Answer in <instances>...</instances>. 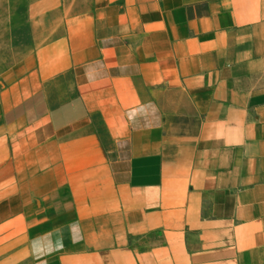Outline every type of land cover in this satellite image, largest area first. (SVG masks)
<instances>
[{
    "label": "crops",
    "instance_id": "crops-1",
    "mask_svg": "<svg viewBox=\"0 0 264 264\" xmlns=\"http://www.w3.org/2000/svg\"><path fill=\"white\" fill-rule=\"evenodd\" d=\"M264 264V0H0V264Z\"/></svg>",
    "mask_w": 264,
    "mask_h": 264
},
{
    "label": "rangeland",
    "instance_id": "rangeland-1",
    "mask_svg": "<svg viewBox=\"0 0 264 264\" xmlns=\"http://www.w3.org/2000/svg\"><path fill=\"white\" fill-rule=\"evenodd\" d=\"M19 264H33V263L30 262V261H23V262H21V263H19Z\"/></svg>",
    "mask_w": 264,
    "mask_h": 264
}]
</instances>
